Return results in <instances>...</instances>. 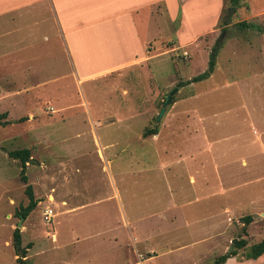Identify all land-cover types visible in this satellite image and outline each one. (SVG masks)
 <instances>
[{
    "label": "rangeland",
    "instance_id": "obj_1",
    "mask_svg": "<svg viewBox=\"0 0 264 264\" xmlns=\"http://www.w3.org/2000/svg\"><path fill=\"white\" fill-rule=\"evenodd\" d=\"M232 1L184 0L183 17L163 32L175 44L159 49L172 50L87 80L75 77L61 41H44L42 30L30 38L24 16L0 19V114L8 121L0 125V264H139L132 243H119L102 222L117 210L109 173L129 213L166 204L163 218L153 220L160 230L140 245L156 251L145 264H216L240 237L246 247L223 264H264V254L245 257L264 239V150L249 125L264 123V0ZM240 21L263 30L242 29ZM217 41L214 71L182 83L157 121L171 88L208 68ZM155 126L157 134L143 136ZM216 136L226 139L215 144ZM20 148L30 149L27 182L8 155ZM220 150L227 154L215 161L227 166L216 176L209 152ZM182 153L193 158L174 163ZM159 159L170 168H158ZM219 183L231 189L204 197ZM27 184L38 202L21 220ZM245 215L253 216L248 224ZM15 228L29 246L23 261ZM144 234L134 230L136 238Z\"/></svg>",
    "mask_w": 264,
    "mask_h": 264
},
{
    "label": "crops",
    "instance_id": "obj_2",
    "mask_svg": "<svg viewBox=\"0 0 264 264\" xmlns=\"http://www.w3.org/2000/svg\"><path fill=\"white\" fill-rule=\"evenodd\" d=\"M183 3L184 0H0V19L3 20L4 17L15 19L24 16L22 19L24 30L27 29L30 32V38L34 37V31L42 30L44 41L54 40L57 44L61 41L66 56L72 63L75 77L87 80L111 75L133 64H141L143 67L159 53L172 50L171 47L167 50L159 49L169 42L175 44L173 40L167 39L163 32L169 30V24H167L169 21H175L178 15L183 17ZM165 14L168 20L165 19ZM84 37H88L90 45L84 42ZM214 116H216L215 113ZM236 122L241 123V120ZM249 123L257 136L256 139L263 144L264 150V123L258 122L259 125H255L252 121ZM225 139L226 137L216 136L213 140L215 144H219ZM217 152H209L211 166L216 176L221 168L227 166L224 162L215 161L227 153L221 150ZM183 154L184 157L174 163L185 162L184 158H193V155L188 156L187 153H182L180 156ZM198 154L200 152L196 153ZM166 161L167 159L161 161L159 159L158 168L169 169L171 163ZM200 164L202 166L205 162ZM109 178L112 180L113 186H111L117 202V210L115 213L113 211L112 217L107 214L102 222L109 229H115L113 231L118 233L119 243L130 241L136 254L139 253V264H145L152 257L151 253L156 254V251L153 247H141L140 245L147 242L145 239L152 233L160 230V227L156 226V229L153 227L155 224L153 220L156 217L160 220L163 218L166 204H161L162 207L157 210L148 209L138 214L129 213L125 209V203L115 183L114 175L109 173ZM203 180L207 185L209 184L205 178ZM189 182L195 183V177L192 174L189 175ZM222 186L219 183L217 191L206 194L204 197H215L216 194L231 189L230 187L224 189ZM225 210H228V207H224ZM134 230L138 234H147L136 238ZM116 253L118 254L116 248L110 253L112 254L110 256H116L115 260L118 259ZM140 254L148 259L142 260ZM124 259L125 256L122 260Z\"/></svg>",
    "mask_w": 264,
    "mask_h": 264
},
{
    "label": "trees",
    "instance_id": "obj_3",
    "mask_svg": "<svg viewBox=\"0 0 264 264\" xmlns=\"http://www.w3.org/2000/svg\"><path fill=\"white\" fill-rule=\"evenodd\" d=\"M232 2L234 4H236V3H238V0H233ZM225 24L227 25L228 22H226ZM237 26L242 28V29L251 28V29H255V30H261V31L263 30V28H261L259 25H256V24L250 23V22H246V21L238 22ZM169 43H172V42H169ZM220 45H221V42L217 41L216 44L212 47L211 52L209 54L208 68L204 72H202L198 75H195V76L191 77L190 79H188L187 81L183 82V85L189 84L192 82L201 81L203 79L208 78L211 75V73L214 71V68L216 65V56H217V53L220 49ZM6 115H7L6 112L0 114V125L1 126L8 124V121H6V120L1 121V118H5ZM157 132H158L157 126L152 127V128H146L143 132V136L146 137L148 135H155V134H157ZM8 155H9V157H11L13 159H17L20 161V164H21L20 178L22 179V181L27 182V175L25 174V171H26V164L31 160L30 149H28V148L13 149V150L8 151ZM26 194L28 196L29 201L25 207H21L20 213H21L22 217H26L36 207L37 202H38V200L35 198V195L33 193L31 184H27ZM241 219H242L244 224H248L253 220V216L252 215H245V216L241 217ZM243 231L245 232V228H243ZM246 245H247V240L245 238L240 237L238 239H234L233 240L234 250L221 255L217 259L216 264L225 263L229 257L236 254L237 249L245 248ZM13 247L15 249L16 254L18 255L17 260L23 261L22 257L25 256L26 249L29 248V246H26V247L22 246L21 234H20V231L18 228H15L13 231ZM262 254H264V239H262L258 243H254V244L250 245L249 248L247 249L245 257H246V259H257Z\"/></svg>",
    "mask_w": 264,
    "mask_h": 264
},
{
    "label": "water",
    "instance_id": "obj_4",
    "mask_svg": "<svg viewBox=\"0 0 264 264\" xmlns=\"http://www.w3.org/2000/svg\"><path fill=\"white\" fill-rule=\"evenodd\" d=\"M232 11L233 10L231 8V10H229V14ZM182 83L183 82H180V83L176 84L175 86H173L171 88V90L168 92V94L166 95V98H165V100H164V102L162 104V107H161V109L159 111V114L157 116V121H159L161 119L163 113L165 112L166 106L171 102L173 95L178 91V88H179L180 85H182ZM23 219H24V217L21 216V220H23ZM20 226H21V222H19V224H18V227H20Z\"/></svg>",
    "mask_w": 264,
    "mask_h": 264
},
{
    "label": "built area",
    "instance_id": "obj_5",
    "mask_svg": "<svg viewBox=\"0 0 264 264\" xmlns=\"http://www.w3.org/2000/svg\"><path fill=\"white\" fill-rule=\"evenodd\" d=\"M51 215H52V212L51 213H49V212H46V219H49V218H51Z\"/></svg>",
    "mask_w": 264,
    "mask_h": 264
}]
</instances>
